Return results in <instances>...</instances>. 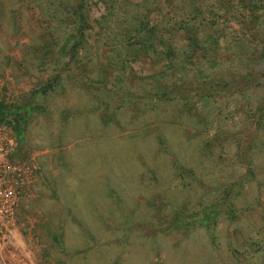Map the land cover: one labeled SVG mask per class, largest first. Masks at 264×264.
Returning a JSON list of instances; mask_svg holds the SVG:
<instances>
[{
  "label": "rangeland",
  "instance_id": "rangeland-1",
  "mask_svg": "<svg viewBox=\"0 0 264 264\" xmlns=\"http://www.w3.org/2000/svg\"><path fill=\"white\" fill-rule=\"evenodd\" d=\"M175 1L148 10L182 22L169 70L167 45L125 47L118 5L88 1L67 58L26 0H0V125L28 182L0 264H264V0Z\"/></svg>",
  "mask_w": 264,
  "mask_h": 264
},
{
  "label": "trees",
  "instance_id": "trees-1",
  "mask_svg": "<svg viewBox=\"0 0 264 264\" xmlns=\"http://www.w3.org/2000/svg\"><path fill=\"white\" fill-rule=\"evenodd\" d=\"M88 1L89 0H26V2L31 5L32 8L36 9L39 15V18L42 22V28L43 30H47L49 35V45L47 44L44 51H49L48 53L45 52L48 55H56L57 53H60L61 55L67 56V58H75V55L77 53V48L80 49L79 51L86 50V33L92 29V26L89 23V15H88ZM104 0H101V2ZM131 2V4L129 3ZM136 1V0H134ZM140 3H133V0H105L104 5L109 6V12H113L112 9H114L115 6L118 5L119 9H123V13L120 12L117 14H111L112 17L115 18L114 23L118 26V29L122 30L123 32H131L134 33V35L130 38L131 41L128 43L125 47H130L134 44L138 45L140 47V50L143 54H147L148 51L151 49V40L157 42L161 45H167V52L164 54V58L167 60V63H169L168 69H173L174 63L173 58L174 52H175V46L171 44V38H172V31L176 30L179 31L182 26V22H178L174 19V16H170V18L165 15V20L162 25V32L159 31V24L152 25L149 22V4L152 5H158L160 0H138ZM180 0H176L174 3L179 2ZM173 3V0H172ZM123 4H130L133 6V11H128L127 6L123 8ZM143 5L146 8V11L142 12L140 10L135 9L139 5ZM174 5V4H173ZM4 9V4L0 3V14H2ZM258 7L256 5L249 8L250 13L253 14L257 12ZM136 13V14H135ZM164 19V18H162ZM256 20L257 17H254ZM175 21L177 27L170 26L169 21ZM110 23H113L111 20H108ZM162 21V20H161ZM104 23H107L106 17L104 18ZM186 31V28H183ZM188 29V28H187ZM163 31H166L167 38H164ZM183 34L184 31L181 30ZM182 34V35H183ZM184 37V36H183ZM182 37V39H183ZM153 38V39H152ZM71 40V43H70ZM185 41H192V37H187L184 39ZM261 46L255 47V53L256 57H258L259 60L264 59L261 58V56L264 55V38L259 41ZM154 43V42H152ZM184 43V42H183ZM121 45V44H120ZM123 46V45H122ZM186 47H191L193 50H199L200 45L197 41L196 44H186ZM245 49H243V48ZM248 45L244 44L240 46L239 51L242 50V52L247 51ZM62 49V50H61ZM258 49V50H257ZM153 50V49H152ZM155 51V50H154ZM234 51V50H233ZM237 52V51H235ZM126 53V51H125ZM238 53V52H237ZM236 54H234V57L236 58ZM233 57V58H234ZM122 61V60H121ZM125 61V60H123ZM123 68V64L120 65V69ZM252 74H248V77ZM240 77H244L239 75ZM203 86L201 89H204L206 92L204 95H202V98L208 97L209 92L208 86H212L206 81L202 82ZM202 90V91H204ZM110 119V118H109ZM108 119V120H109ZM259 124V123H258ZM232 186L237 188L239 185H233L231 184L227 191H224L223 196L221 197V200L223 202L226 201H233L236 196L230 197V191H232ZM204 218L202 219L203 222Z\"/></svg>",
  "mask_w": 264,
  "mask_h": 264
},
{
  "label": "built area",
  "instance_id": "built-area-1",
  "mask_svg": "<svg viewBox=\"0 0 264 264\" xmlns=\"http://www.w3.org/2000/svg\"><path fill=\"white\" fill-rule=\"evenodd\" d=\"M25 168L16 158L14 137L0 125V232L16 219L18 201L27 187Z\"/></svg>",
  "mask_w": 264,
  "mask_h": 264
}]
</instances>
